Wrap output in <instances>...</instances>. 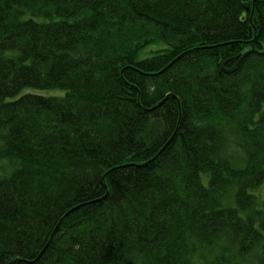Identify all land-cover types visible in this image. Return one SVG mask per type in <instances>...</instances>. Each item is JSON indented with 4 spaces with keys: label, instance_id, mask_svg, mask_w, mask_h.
Here are the masks:
<instances>
[{
    "label": "trees",
    "instance_id": "16d2710c",
    "mask_svg": "<svg viewBox=\"0 0 264 264\" xmlns=\"http://www.w3.org/2000/svg\"><path fill=\"white\" fill-rule=\"evenodd\" d=\"M263 185L264 0H0V264H264Z\"/></svg>",
    "mask_w": 264,
    "mask_h": 264
},
{
    "label": "rangeland",
    "instance_id": "374dc122",
    "mask_svg": "<svg viewBox=\"0 0 264 264\" xmlns=\"http://www.w3.org/2000/svg\"><path fill=\"white\" fill-rule=\"evenodd\" d=\"M25 91H29V92H37L38 90L37 89H33V88H27L24 90ZM264 188V185L262 186ZM260 192H262V190H260Z\"/></svg>",
    "mask_w": 264,
    "mask_h": 264
}]
</instances>
